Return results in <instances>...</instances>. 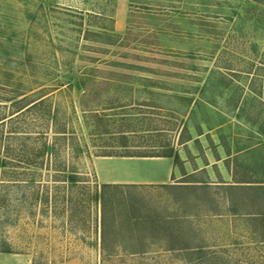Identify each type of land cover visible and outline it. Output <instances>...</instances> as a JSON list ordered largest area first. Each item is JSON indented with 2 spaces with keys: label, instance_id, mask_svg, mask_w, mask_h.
<instances>
[{
  "label": "rangeland",
  "instance_id": "374dc122",
  "mask_svg": "<svg viewBox=\"0 0 264 264\" xmlns=\"http://www.w3.org/2000/svg\"><path fill=\"white\" fill-rule=\"evenodd\" d=\"M0 118V264H264V0H0Z\"/></svg>",
  "mask_w": 264,
  "mask_h": 264
},
{
  "label": "crops",
  "instance_id": "0c3cea01",
  "mask_svg": "<svg viewBox=\"0 0 264 264\" xmlns=\"http://www.w3.org/2000/svg\"><path fill=\"white\" fill-rule=\"evenodd\" d=\"M140 160H150L149 162L150 165L153 167V169H155L156 166H160L161 168L159 169V172L157 174L151 175V177H149L147 180H142L141 182L149 181L150 183H167L176 173L175 155L166 156V157L154 156L149 159L141 158ZM144 162H148V161H144Z\"/></svg>",
  "mask_w": 264,
  "mask_h": 264
},
{
  "label": "trees",
  "instance_id": "16d2710c",
  "mask_svg": "<svg viewBox=\"0 0 264 264\" xmlns=\"http://www.w3.org/2000/svg\"><path fill=\"white\" fill-rule=\"evenodd\" d=\"M3 120H5V118H4V119H1V118H0V122H2ZM166 156H172V155H163V157H166ZM152 157H154V156H152ZM177 159H178V156L176 155V156H175V160H177ZM71 179H72L71 181H74V178H73V177H71ZM108 186H109V185H108Z\"/></svg>",
  "mask_w": 264,
  "mask_h": 264
}]
</instances>
